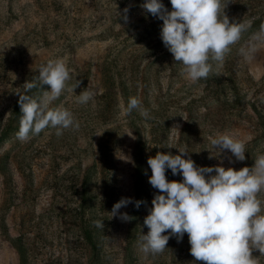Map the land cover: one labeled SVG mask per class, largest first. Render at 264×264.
I'll return each mask as SVG.
<instances>
[{
  "label": "rangeland",
  "instance_id": "rangeland-1",
  "mask_svg": "<svg viewBox=\"0 0 264 264\" xmlns=\"http://www.w3.org/2000/svg\"><path fill=\"white\" fill-rule=\"evenodd\" d=\"M161 2L172 10L170 0ZM143 3L0 0V264H202L190 254L187 233L179 242L170 237L163 253L139 250L140 231L148 232L144 217L159 194L148 182L147 159L187 146L197 166L239 170L264 154V45L251 61L239 51L264 24V0L228 4L229 21L251 20V29L196 83L164 47L163 22ZM56 58L70 69L68 85L81 83L51 106L72 112L79 128L60 136L48 128L20 141L16 92ZM86 87L96 96L80 104L77 96ZM131 97L150 119L138 110L125 115ZM177 124L179 134L172 129ZM217 133L243 141L246 159L236 161L227 150L210 158L209 137ZM166 179L180 182L182 176L167 169ZM121 198L133 201L119 210L133 217L127 222L110 215ZM259 198L264 201V192ZM96 220H103V231ZM252 255L264 264V253Z\"/></svg>",
  "mask_w": 264,
  "mask_h": 264
},
{
  "label": "clouds",
  "instance_id": "clouds-1",
  "mask_svg": "<svg viewBox=\"0 0 264 264\" xmlns=\"http://www.w3.org/2000/svg\"><path fill=\"white\" fill-rule=\"evenodd\" d=\"M232 0H170L169 11L161 0H144L141 5L153 17L161 20L160 39L172 54L173 60L182 64L187 78L196 83L206 80L213 71L212 61L222 64L231 46L241 41L242 35L251 29L252 21H229L225 9ZM128 8L121 17L127 21ZM121 16L117 12V17ZM264 45V24L242 46L240 54L248 61L255 58L259 47ZM70 69L63 59H50L38 69L32 81L24 83L19 97L20 126L17 139L26 142L31 136L45 129H55L60 136L64 130L79 128L72 112L63 106L52 107L67 89L74 93L80 81L71 86ZM47 85L48 90L43 86ZM38 89L40 95H29ZM96 92L86 87L77 96L80 104L94 100ZM138 110L145 119L150 113L141 101L131 97L124 109L125 115ZM179 125H174L178 134ZM210 150L219 158L225 150L236 161L246 159L245 143L226 133L209 137ZM179 154L157 152L147 159L151 170L149 184L158 190L151 201L152 207L144 217L147 234L140 231L139 250L145 255L163 253L170 237L182 240L188 235L190 254L202 264H258L252 252L264 253V201L259 194L264 192V154L259 155L251 168L234 170L220 165L197 166L191 159L187 146L178 149ZM187 157V158H185ZM230 162H231V158ZM222 164V161H221ZM181 175L182 181L166 179V170ZM213 173H215L213 175ZM207 174V175H206ZM131 198H121L110 212L111 218L130 221L127 213L119 210L132 203ZM141 201H136L138 208ZM103 231V220L93 222ZM168 233L164 235L163 233Z\"/></svg>",
  "mask_w": 264,
  "mask_h": 264
},
{
  "label": "trees",
  "instance_id": "trees-1",
  "mask_svg": "<svg viewBox=\"0 0 264 264\" xmlns=\"http://www.w3.org/2000/svg\"><path fill=\"white\" fill-rule=\"evenodd\" d=\"M86 238L88 239V240H92V235L90 234V232L89 231H86Z\"/></svg>",
  "mask_w": 264,
  "mask_h": 264
}]
</instances>
